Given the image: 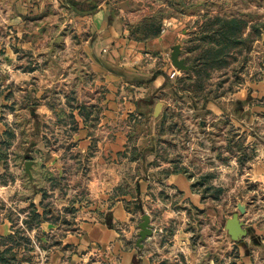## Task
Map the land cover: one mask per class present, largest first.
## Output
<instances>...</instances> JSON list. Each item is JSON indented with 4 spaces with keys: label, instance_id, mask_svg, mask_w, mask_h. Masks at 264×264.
Returning <instances> with one entry per match:
<instances>
[{
    "label": "rangeland",
    "instance_id": "1",
    "mask_svg": "<svg viewBox=\"0 0 264 264\" xmlns=\"http://www.w3.org/2000/svg\"><path fill=\"white\" fill-rule=\"evenodd\" d=\"M117 2L113 14H127L128 38L144 54L119 69L97 57L94 67L82 45L90 34L80 31L78 21L68 22L65 9L22 15L18 24L0 16V220L15 224L23 237L12 252L21 264H81L85 251L66 237L80 236L81 222L93 216L99 199L101 204L124 200L128 208L134 197L122 193L134 190L131 177L178 170L203 175L201 182L212 186L202 196L208 208L192 207L194 237L202 238L208 223L216 259L234 261L238 252L229 241L241 243L255 231L264 237V0ZM232 19L246 25L238 32L239 44L224 51L217 30ZM16 28L22 31L21 43ZM169 28L177 34L170 48L151 53L147 42ZM30 40L37 41L33 55L24 54L20 63L4 52ZM175 49L188 69L173 63ZM146 52L160 58L152 68ZM21 66L37 69L36 81L6 85L11 71ZM108 71L124 78L123 87L105 82ZM162 74L165 87L153 92L148 83ZM243 88L248 96L237 100ZM84 101L93 113L90 121L76 109ZM210 101L228 116L208 108ZM114 143L119 147H111ZM110 171L119 177V189L94 197L91 178L104 179ZM31 203L45 218L27 229ZM138 208L145 210L142 204ZM233 217L247 230L242 238L233 239L225 226ZM96 260L91 256L88 264Z\"/></svg>",
    "mask_w": 264,
    "mask_h": 264
},
{
    "label": "crops",
    "instance_id": "2",
    "mask_svg": "<svg viewBox=\"0 0 264 264\" xmlns=\"http://www.w3.org/2000/svg\"><path fill=\"white\" fill-rule=\"evenodd\" d=\"M114 1L88 0L87 4H96L97 9L93 12H80L71 7L68 0H0V16L1 20L9 19L12 23L18 24L22 22V15L42 13L45 8V11L56 7L65 9L70 13L68 22H71L72 19L78 21L80 31L90 34L86 36V41H82V45H84L85 52L92 57L94 67L98 68V61L94 58L97 57L100 61L110 64L112 68L119 69V64L122 62L124 64L139 62L144 54L140 51L142 49L140 44L137 46L134 40L128 38L129 30L125 25L127 14L123 10H120L116 15L113 14ZM120 1L118 0L117 3ZM87 4L85 3V5ZM169 21L171 22V20ZM16 30H18L16 35L21 43L20 32L22 31L17 28ZM176 35L175 30L169 28L164 34H158L149 40L147 42L148 49L151 50V53L163 54L170 48ZM23 42L24 44H18L17 48L13 46V48L4 49L6 55L11 53L14 55L16 63L22 61L24 54L33 55V48H35L33 44H37V41L33 40ZM145 55L150 56L145 58L149 61V68L154 67L157 60L160 59L157 55L152 56L147 52ZM20 69L11 71V77L7 79L6 85L12 84V82L32 83L36 81L34 74L37 69L32 66L26 68L21 66ZM103 76L106 78L105 82L115 86L116 89L119 83L122 87L125 84L122 76L111 71ZM166 81L167 78L164 74L158 75L148 83V87L153 88V92L157 90L159 93L164 89ZM245 92L246 89H241L236 94L237 100L243 101L248 96V92ZM76 94L74 95L76 96ZM70 98L69 94L64 93V99L71 102ZM143 100L150 101L148 98ZM112 101L110 100V102ZM78 104L80 105H76V109L79 114L85 121L88 119L90 121L91 114H93L90 111L91 107L85 101ZM208 108L213 109L218 115L228 116L226 114L228 111L223 107L216 106L212 101ZM73 109L74 107H71V111ZM111 147L119 146L114 143ZM105 148L108 146L105 145ZM109 174L104 179L98 178L97 175L91 178L90 190L94 197L102 196L104 190L119 189L118 186L121 185L119 177L113 171H110ZM205 179L203 175L193 176L186 171L178 170L165 175L158 172L153 174L152 178L150 174L144 175V177H139V175L135 178L131 177L130 180L135 183L134 190H126L127 193H122L124 198L131 196L132 199L134 197L128 208L124 200L104 203V205L99 199V204L93 207V216L85 218L81 222L80 236L67 235L66 240L68 243H74L78 250L85 251V257L79 258L80 261H84L81 264H88V259L91 256H97L100 259V261L96 260V264H231L232 262L234 264H264V253L261 249L264 248V237L259 234V231H255L257 235L252 236L253 242L250 233L249 239L245 238L241 243H236L231 239L232 241H229L228 244L233 248L236 247L238 257L234 258V261L224 257L226 259L224 262H222L223 259H216L215 243L213 238L210 239L213 237L214 231H209L208 223L202 229L204 236L202 238L194 237L191 221L192 207L208 208V199L202 198V196L208 195L209 190H212V186L205 184V181L199 184ZM208 187L211 188L208 190ZM173 202L175 203L173 204ZM141 204L145 208L144 212L138 208ZM145 214L150 216L153 234L142 242V246H139L140 236L138 233L141 230L139 225ZM4 219L0 220V235H8L13 231L12 223H8ZM211 224L214 225V220H211ZM254 244H257V248L252 250L253 254H247V249L253 247ZM228 248L232 247L228 246ZM220 257L223 256L220 255Z\"/></svg>",
    "mask_w": 264,
    "mask_h": 264
},
{
    "label": "trees",
    "instance_id": "3",
    "mask_svg": "<svg viewBox=\"0 0 264 264\" xmlns=\"http://www.w3.org/2000/svg\"><path fill=\"white\" fill-rule=\"evenodd\" d=\"M68 1L71 7L75 8L80 12H93L94 10L97 9L96 4L93 5L87 4L88 0H84V1L68 0ZM85 3L88 6L85 5ZM245 25H246V21L239 19L228 20L223 25H221V27L217 30V32L221 33L220 35L222 36L223 42L220 43L221 44L220 46L222 49H224V51L227 48H235L236 44L239 41L238 32L242 31ZM154 35L157 36L158 32H156V34ZM204 39H207V35L205 36ZM220 52L221 50L218 53ZM9 134L12 135L13 133L11 131L5 132V135L8 136ZM2 143L3 141L0 140V150ZM0 157H3V155L0 154ZM199 184H202V182L200 181ZM210 188L211 187H208L207 189L209 190ZM30 209H31L30 215L28 216V218L24 219V223L26 224L27 229H33V227L40 225V223L45 218V216H43L41 213L38 212L36 205L34 203H31ZM12 230L13 233H10L8 235H0V247H3V249L0 251V264H21L20 263L21 260H17L16 253H13L12 251L14 249L13 244H17L18 237L19 239L23 238L22 235L20 236L22 232L20 228H16L15 224H12ZM26 239L28 240V238Z\"/></svg>",
    "mask_w": 264,
    "mask_h": 264
},
{
    "label": "water",
    "instance_id": "4",
    "mask_svg": "<svg viewBox=\"0 0 264 264\" xmlns=\"http://www.w3.org/2000/svg\"><path fill=\"white\" fill-rule=\"evenodd\" d=\"M173 63L180 69H188V66L185 64V61L180 59L179 51L175 49L172 53ZM140 238L138 241V245L142 246V242L146 240L147 237L152 236L153 228L150 225V216L145 214L143 216L142 222L140 223ZM226 228L230 233L233 239H239L243 236L247 235V230L244 229L243 223L236 217L230 218L226 222Z\"/></svg>",
    "mask_w": 264,
    "mask_h": 264
},
{
    "label": "built area",
    "instance_id": "5",
    "mask_svg": "<svg viewBox=\"0 0 264 264\" xmlns=\"http://www.w3.org/2000/svg\"><path fill=\"white\" fill-rule=\"evenodd\" d=\"M176 75H177V72L174 71V72H172V74L170 75V77H171V78H174Z\"/></svg>",
    "mask_w": 264,
    "mask_h": 264
}]
</instances>
